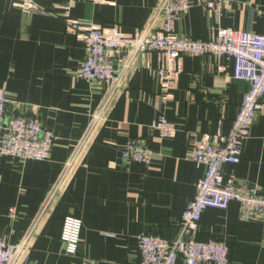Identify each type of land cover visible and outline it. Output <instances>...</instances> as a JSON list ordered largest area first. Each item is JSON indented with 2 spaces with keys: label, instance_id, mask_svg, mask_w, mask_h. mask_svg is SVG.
Instances as JSON below:
<instances>
[{
  "label": "crops",
  "instance_id": "1",
  "mask_svg": "<svg viewBox=\"0 0 264 264\" xmlns=\"http://www.w3.org/2000/svg\"><path fill=\"white\" fill-rule=\"evenodd\" d=\"M34 1L54 14L0 0V90L10 101L7 117L37 115L55 138L44 160L0 155V237L11 244L27 239L14 264H137L139 235L175 238L205 173L192 160L194 147L204 133H228L249 83L233 78L230 57L185 53L164 87L158 69L166 61L155 51L138 54L115 85L76 76L85 44L65 18L132 34L159 0ZM190 1L176 33L212 39L223 27L264 34V0H226L217 14L202 0ZM161 117L175 125L169 138L154 129ZM136 138L147 141L150 163L123 158ZM224 172L264 195V97L239 161L226 163ZM66 217L82 222L73 255L61 239ZM197 237L227 245L229 264H264V218H241L235 201L204 209Z\"/></svg>",
  "mask_w": 264,
  "mask_h": 264
},
{
  "label": "built area",
  "instance_id": "2",
  "mask_svg": "<svg viewBox=\"0 0 264 264\" xmlns=\"http://www.w3.org/2000/svg\"><path fill=\"white\" fill-rule=\"evenodd\" d=\"M23 11L54 14L34 0H12ZM99 2L101 0H94ZM226 0H202L203 7L219 13ZM191 6L190 0H159L150 21L132 34L120 33L114 28L104 30L93 24H82L65 18L66 29L81 38L85 44V57L75 70L76 76L115 85L122 74L131 69L140 53L155 51L166 61L158 69L164 87L179 69L176 59L185 53L215 54L233 59V78L249 83L239 111L228 133H204L194 147L192 160L196 167L205 166V173L196 185L194 197L183 210L174 239L159 235L138 236L137 264H173L178 258L184 264H229V247L214 238L199 239L198 222L206 208L226 209L232 201L238 203L243 219L264 218V195L257 189L238 186L235 176H226L224 165L239 161L242 142L262 107L264 97V34L218 27L215 38H189L175 32L177 19ZM159 23H158V21ZM158 24V25H157ZM108 98L106 99V101ZM9 99L0 90V155L44 160L55 138L37 115L17 113L7 117ZM159 137L169 138L175 125L161 117L154 125ZM152 150L144 138L127 142L123 150L126 160L150 163ZM72 166L65 165L62 177ZM49 193L40 211L46 209L56 189ZM82 227L80 219L66 217L61 232L64 253L73 255L79 246ZM26 238L11 244L0 237V264H14L26 251Z\"/></svg>",
  "mask_w": 264,
  "mask_h": 264
}]
</instances>
